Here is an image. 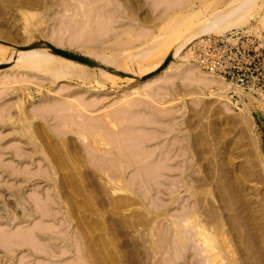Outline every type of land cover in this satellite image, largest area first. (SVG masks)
Masks as SVG:
<instances>
[{
	"label": "rangeland",
	"instance_id": "rangeland-1",
	"mask_svg": "<svg viewBox=\"0 0 264 264\" xmlns=\"http://www.w3.org/2000/svg\"><path fill=\"white\" fill-rule=\"evenodd\" d=\"M229 1L0 0L9 50L0 61V264H210L196 226L215 246L213 264H264V87L196 83L203 41L159 53L171 58L149 73L130 58L186 10ZM254 14L245 28L264 36V0ZM49 45L84 57L124 51L127 69L102 66L111 74L100 76L73 60L86 76L18 73L13 51ZM80 105L100 126L64 127Z\"/></svg>",
	"mask_w": 264,
	"mask_h": 264
},
{
	"label": "bare ground",
	"instance_id": "bare-ground-1",
	"mask_svg": "<svg viewBox=\"0 0 264 264\" xmlns=\"http://www.w3.org/2000/svg\"><path fill=\"white\" fill-rule=\"evenodd\" d=\"M259 1L260 0H231V1H229V3L225 6V7H223V8H221V9H213V10H211V12H209L208 14H205V12L207 11L206 9H205V7H204V11L205 12H201L200 13V11H198L197 12V14L195 13V11H197V10H195V9H193V10H189V11H192V12H194V13H192V12H187V10H186V13H188V14H184V15H182V14H180V15H182V16H180V17H177L176 19H174V20H171L170 22H166L167 23V25H166V23H164V27H163V29H162V31L160 32V34H157V35H155L152 39H150V40H147L146 41V43H144V44H146V46L144 47H138V49L136 48L133 52H134V55H132L129 51V54H131V56H130V58H132V56H133V58H132V60H133V62H134V60H136L137 62H138V65H139V68H141V70H142V72L144 71V73H149V72H152V71H154L155 69H157L158 67H160V66H162L163 65V63H164V60H165V58L167 57V56H171V55H175V56H177L178 55V53L180 52V50L182 49V48H184L186 45H188V44H191V43H194V41H199L198 43H200V42H202L203 41V37L204 36H209V35H223L224 33H226V32H228V31H230V30H233V29H242V28H245L247 25H248V23H249V21H250V19H251V17H253L252 15L255 13V10H256V8H257V6L259 5ZM80 3V2H79ZM208 3V2H207ZM210 3V2H209ZM262 4V3H261ZM212 8V7H211ZM202 9V8H201ZM207 9H209V8H207ZM195 10V11H194ZM209 11V10H208ZM207 13V12H206ZM255 15V14H254ZM85 16H87V15H85ZM176 16V15H175ZM203 16V17H202ZM174 17V16H173ZM175 18V17H174ZM197 20H198V22H197ZM264 20V19H263ZM86 21H88V20H86ZM197 22V23H196ZM85 23V22H84ZM195 24V25H194ZM162 26V25H161ZM259 27V26H258ZM247 29V28H246ZM254 29H255V27H254ZM189 31V33L187 32V31ZM251 30V29H250ZM263 30H264V27H263ZM255 31V30H254ZM79 32V31H78ZM184 32H187L188 34L186 35L185 34V36H183L180 40H179V38L183 35V33ZM134 34V33H133ZM135 35V34H134ZM259 35V34H258ZM157 36V37H156ZM134 40H135V38H134ZM138 40V39H137ZM176 40H179V41H177V43L175 44L174 42L176 41ZM89 41V40H88ZM195 42V43H196ZM125 43V42H124ZM197 43V44H198ZM56 44H58V42L56 43ZM126 44V43H125ZM127 44H130V43H127ZM144 44H142V45H144ZM175 44V45H174ZM202 44V43H201ZM201 44L196 48V49H198L200 46H201ZM60 45V44H59ZM122 45V44H121ZM120 45V46H121ZM124 46V45H123ZM140 48V49H139ZM144 48V49H143ZM51 49V50H50ZM56 49H59V48H56V47H54V46H48L47 48L46 47H44V48H40V47H38V48H36L35 46H31V47H23V48H19V49H17V50H15V51H13V53L14 52H16V55H15V59H13L14 60V62H15V67L16 68H18V73L20 72V73H25V74H28V75H31V74H36V75H44V76H47V77H49V78H51V80H53V81H56V80H60V79H69V78H72V77H74V76H86V72L85 71H83V70H81L80 69V67H78V66H82V65H79L78 63H76V62H74L73 60L74 59H70V58H68V57H64V56H62V55H60L59 53H57L55 50ZM62 50V49H61ZM130 50V49H129ZM170 50V52H168V55L166 56V55H164V56H161L162 58H160V59H158L157 58V56L156 55H158L159 53H164L165 51H169ZM11 51V50H10ZM119 51V50H118ZM67 52V51H66ZM121 52H124V51H121ZM119 53V52H117V53H114L111 57L109 56V57H107V55L106 56H104V55H98V53H90V52H87V53H89V54H87L86 56H85V58L86 59H88L89 61H91L92 62V64H90V66L92 65V66H94L95 68H98L99 69V74H100V76H105V75H108V74H111V73H109V71H106V70H104V69H102V66H104V67H108V66H114V67H117V68H119V67H123L124 69L126 68V67H124L125 66V61H127V60H124V57L126 56L125 55V53L124 54H122V53ZM132 52V51H131ZM132 52V53H133ZM187 52H189V51H187ZM185 53L184 55H182V58H187V56L189 55L188 53ZM13 53H10V54H13ZM166 53V52H165ZM74 54V53H73ZM188 54V55H187ZM9 55V50H7V48L6 47H4V46H0V61H6L7 62V58H9V57H7ZM84 55H85V53H84ZM187 55V56H186ZM12 56V55H11ZM154 56H156L155 58H157L158 60H155L154 62L152 61L153 59L151 58V57H153L154 58ZM178 56H180V55H178ZM82 57H84V56H82ZM150 58L152 59V60H150ZM170 58L171 57H169L167 60H166V62L164 63V65L162 66V68L163 67H165L166 65H167V63H168V61L170 60ZM185 58V59H186ZM76 61V60H75ZM129 61V60H128ZM10 62V61H9ZM78 62H80V61H78ZM130 62V61H129ZM83 63V62H82ZM128 63V62H127ZM136 62H134V64H135ZM87 64V63H86ZM137 64V63H136ZM131 65V64H130ZM138 65H136L137 67H138ZM193 65V67H194V69H192L193 70V77L194 78H192L193 80H195L196 81V83L198 82V83H201V85H203L204 87L206 86L207 88L208 87H210V86H214V85H218V84H220V85H223V84H225V83H223V82H225V80L223 81V79L221 78V77H219V76H217V75H215V74H213V73H211V72H207V71H205V70H203L202 68H200V66L198 67V65L197 66H194V64H192ZM196 65V64H195ZM14 66V65H13ZM140 66H143V67H140ZM132 67V66H131ZM138 68V69H139ZM120 69H122V68H120ZM127 69V68H126ZM167 69H169V68H166V70ZM171 69H169V71H170ZM194 70H196L197 71V74L196 73H194L195 71ZM125 71V70H124ZM128 72V71H127ZM12 74H13V72H11ZM136 75V74H135ZM3 76V75H2ZM6 76V75H5ZM5 76H4V78H5ZM19 76V75H18ZM6 77H8V76H6ZM20 77V76H19ZM116 77V76H115ZM168 77V76H167ZM169 77H171V76H169ZM2 78V77H1ZM2 79V80H6V79ZM21 78V77H20ZM19 78V79H20ZM22 79V78H21ZM109 79V78H108ZM111 79V78H110ZM119 79V78H118ZM166 80V79H168V78H163L162 80ZM191 79V80H192ZM7 80H8V78H7ZM6 80V81H7ZM15 80V79H14ZM23 80V79H22ZM21 80V81H22ZM5 81V82H6ZM8 82H10L9 80H8ZM12 82H14L13 81V79H12ZM12 82H10V83H12ZM83 82V81H82ZM115 82V81H114ZM153 82V81H152ZM171 82V81H170ZM170 82H169V84H170ZM100 83H102V82H100ZM149 83V82H148ZM43 84V83H42ZM85 83H83V85H84ZM114 84V83H113ZM82 85V84H81ZM97 86V85H96ZM61 87V86H60ZM59 87V88H60ZM71 87V86H70ZM143 87H145L144 89H146V88H149V87H151V86H149V87H146V86H143ZM143 87H141L142 89H143ZM205 87V88H206ZM140 88V89H141ZM159 88H160V86H159ZM158 88V89H159ZM58 89V88H57ZM60 89H62V88H60ZM143 89V90H144ZM151 89V88H150ZM142 90V91H143ZM148 90V89H147ZM225 90V89H224ZM57 91V90H56ZM139 91V90H138ZM144 92H145V90H144ZM76 93V92H75ZM137 93V92H136ZM145 94V93H144ZM147 94L149 95V94H151V91H150V93H148L147 92ZM156 95H158V94H156ZM77 95H75V97H76ZM79 96V95H78ZM77 96V97H78ZM75 97L73 96V98L75 99ZM151 97H153V95L151 94L150 95V98ZM80 97H78L76 100H80L79 99ZM102 98H104V97H101V99ZM92 99V98H91ZM100 99V100H101ZM75 100V101H76ZM84 100V99H83ZM95 100V99H94ZM99 100V101H100ZM119 100V99H118ZM159 100V99H158ZM59 101V100H58ZM70 101H71V99H70ZM74 101V102H75ZM89 100H87L86 102H88ZM96 101V100H95ZM137 101V100H136ZM55 102V101H54ZM61 103H63L62 102V100L60 101ZM90 102V101H89ZM133 102V101H132ZM53 103V102H52ZM56 103V102H55ZM59 103V102H58ZM60 103V104H61ZM77 103V102H76ZM83 103V102H82ZM112 103V102H111ZM54 104V103H53ZM57 104V103H56ZM56 104H54L53 105V109H54V107H55V105ZM65 105H66V102L64 103ZM68 104V103H67ZM78 105H79V103H77ZM89 104V103H88ZM93 104H97L96 102L94 103V102H92V104H90V105H93ZM136 104V103H135ZM63 105V104H62ZM64 105V108L66 107ZM69 105V104H68ZM83 105H86L87 106V104L86 103H83ZM90 105H88V106H90ZM130 105V104H129ZM132 105V104H131ZM57 106V105H56ZM59 106H61V105H59ZM58 106V107H59ZM70 106V105H69ZM68 106V108H69V110L68 111H70V109H72V108H70ZM81 106V105H80ZM133 106V105H132ZM49 107H51V104H50V106ZM102 107V106H101ZM63 108V107H62ZM63 108V109H64ZM67 107H66V109H68ZM121 108H123V107H121ZM120 108V109H121ZM47 109H49V108H47ZM46 109V110H47ZM56 109H57V107H56ZM56 109L54 110V111H56ZM59 110L61 109V108H58ZM57 109V110H58ZM43 110H45L44 108H43ZM51 110V109H50ZM49 110V112H51ZM65 110V109H64ZM31 111V110H30ZM33 111H35V109H33ZM63 111V110H62ZM67 111V110H66ZM72 111H74V110H72ZM71 111V112H72ZM127 111V110H126ZM42 112V111H41ZM44 112V111H43ZM46 112V111H45ZM70 112V113H71ZM109 112V111H108ZM115 112H116V110H115ZM117 112H119V111H117ZM29 113V112H28ZM47 113H48V111H47ZM61 113H64L63 114V116L65 115V113L66 112H61ZM70 113H68V114H66V115H68L69 116V114ZM75 113L76 114H72V115H70L69 116V118H68V121L63 117V119H65V121L61 118V120H63L64 122H66V123H64L63 121H61V122H57V124H59L60 125V123H61V125L64 123V127H67L66 125H68V126H70L71 124H74V125H78L79 126V128L81 129V130H79V129H77L78 130V133H79V131H82L83 133H84V131H83V129H86L88 126H95V127H97V124L99 125V124H101V122L100 123H96V122H98V121H95L94 122V118H95V116L94 117H92V115H91V113H92V111H88V109L86 108V107H84V106H81V108H75ZM106 113V112H105ZM104 113V114H105ZM120 113V112H119ZM125 113V112H124ZM130 113V112H129ZM132 113V112H131ZM33 114V113H32ZM42 114V113H41ZM52 114H55V113H52ZM59 114V113H58ZM110 113H108V115H109ZM113 114V113H112ZM121 114V113H120ZM35 115V114H34ZM123 115V114H122ZM128 116L127 114H124V116ZM102 116V115H101ZM113 116V115H112ZM118 116V115H117ZM131 116V115H130ZM44 117V116H43ZM67 117V116H66ZM76 117H79V118H81V120H79V121H77V119H76ZM96 117H99V116H96ZM103 117V116H102ZM102 117L101 118H98V119H100V120H103L102 119ZM115 117V116H114ZM114 117H112V118H114ZM122 117V116H121ZM59 118V117H58ZM57 118V119H58ZM112 118H110V120L108 121L109 123H113V120H112ZM116 118V117H115ZM124 118H126V117H124ZM97 118H95V120H96ZM105 119V118H104ZM118 119H119V117H118ZM123 119V118H122ZM121 119V120H122ZM127 119H129V117L127 118ZM127 119L125 120V122H127ZM87 120V121H86ZM90 120H92L93 121V123H95V124H93L92 123V121H90ZM124 120V119H123ZM132 120V119H131ZM135 120V119H134ZM48 121V120H47ZM107 121V120H106ZM51 122V121H50ZM63 122V123H62ZM91 122V123H90ZM114 122H115V120H114ZM117 122V121H116ZM116 122H115V124H116ZM118 122H121L120 121V119H119V121ZM130 122V121H129ZM55 124V123H54ZM82 124V125H81ZM93 124V125H92ZM104 126H105V122L104 123H102ZM114 124V125H115ZM118 124V123H117ZM117 124H116V126H117ZM61 125H60V127L59 128H62L61 127ZM73 125V126H74ZM102 125V126H103ZM52 126H54V125H52ZM100 126V125H99ZM103 126V127H104ZM108 126V125H107ZM55 127V126H54ZM53 127V128H54ZM95 127H93V128H95ZM106 127V126H105ZM111 127H112V125H111ZM52 128V127H51ZM58 128V129H59ZM78 128V127H77ZM89 128V127H88ZM90 128H92V127H90ZM89 128V129H90ZM100 128H102V127H100ZM125 128V127H124ZM63 131L64 129H60V131ZM77 130H76V132H77ZM87 130V129H86ZM107 130V129H106ZM106 130H104V131H106ZM45 131V130H44ZM56 131H57V129H56ZM67 131V130H66ZM95 132V131H94ZM112 132V131H111ZM116 132H117V130H116ZM86 134V133H85ZM92 134V133H91ZM106 134V133H105ZM125 134V133H124ZM39 135L41 136V140L43 141V146H44V148L45 149H47V150H49V153H51V151L52 150H54V144L52 143V141L51 140H49L48 138H47V136L43 133V132H40L39 133ZM89 135H90V133H89ZM115 135H117V133L115 134ZM114 135V136H115ZM87 136V135H86ZM108 136H110V135H108ZM114 136H112V137H114ZM97 137H99V135L97 136ZM102 138V137H101ZM105 138H107L106 137V135H105ZM119 138V137H118ZM87 139V138H86ZM108 139V138H107ZM121 139V138H120ZM125 139V138H124ZM34 140V139H33ZM110 140H112L113 141V138L111 139V137H110ZM117 140V139H116ZM122 140V139H121ZM101 141V140H100ZM109 141V140H108ZM120 141V140H119ZM118 141V142H119ZM102 142H104V141H102ZM110 142V141H109ZM34 143V142H33ZM99 143V142H98ZM97 143V144H98ZM112 143V142H111ZM113 143H114V141H113ZM117 143V142H116ZM104 144H106L105 142H104ZM109 144V143H108ZM11 145V144H10ZM89 145V144H88ZM117 145H118V143H117ZM120 145V144H119ZM36 146V145H35ZM12 147V146H11ZM119 147V146H118ZM121 147V146H120ZM125 147V146H124ZM13 149V148H12ZM105 150V149H104ZM13 152H14V150H13ZM104 152H106V151H104ZM53 156H55L54 155V153H51ZM2 155V154H1ZM52 155H50V156H52ZM90 155H92V154H90ZM102 156V155H101ZM134 156V155H133ZM92 157V156H91ZM94 157V156H93ZM54 158H56V157H54ZM51 159H52V157H51ZM50 159V160H51ZM52 160H54V159H52ZM137 160V159H136ZM52 162H55L56 164L55 165H57V167L59 168V166H61L60 165V161L58 162L57 161V158L54 160V161H52ZM119 162V161H118ZM121 162V161H120ZM97 163V162H96ZM126 163V162H125ZM3 164V163H2ZM54 164V163H53ZM136 164V163H135ZM134 164V165H135ZM97 165V164H96ZM96 165H94V166H96ZM101 166V165H100ZM112 166V165H111ZM53 167V166H52ZM104 167V166H103ZM68 168V167H67ZM101 168V167H100ZM115 169V168H114ZM37 171V170H36ZM67 173V172H66ZM66 173H63V175H65ZM35 175V174H34ZM55 176V175H54ZM62 176V175H61ZM67 176H69V175H67ZM65 177V176H64ZM62 178V177H61ZM67 177H65V179H66ZM71 177H69V179H70ZM64 179V180H65ZM68 179V178H67ZM66 179V180H67ZM72 179V178H71ZM37 200V199H36ZM192 220V219H191ZM188 221H190V218H188L187 219V222ZM186 222V221H185ZM189 223V222H188ZM41 226V225H40ZM196 228H197V230H196V232H197V234H198V236H204V239H203V241L202 240H200L201 241V246H202V250H203V252L207 255L206 257V259H207V261L210 263V264H213L212 262L215 260H213V258H214V256L216 257V254H214V253H210L209 254V252H212L214 249V247H213V245L209 242V241H207L209 238V236H206V235H208L207 233L205 234V231L204 230H201V228H200V226H199V230H198V226H196ZM31 229V228H30ZM5 231V230H4ZM13 231V230H12ZM24 231V230H23ZM2 233H4L3 231H2ZM7 233V232H6ZM3 235V234H2ZM1 237V236H0ZM4 237V236H3ZM21 238V237H20ZM208 238V239H207ZM32 239V238H31ZM17 240V239H16ZM214 241V240H213ZM9 245V244H8ZM8 247V246H7ZM213 260V261H212Z\"/></svg>",
	"mask_w": 264,
	"mask_h": 264
},
{
	"label": "built area",
	"instance_id": "built-area-1",
	"mask_svg": "<svg viewBox=\"0 0 264 264\" xmlns=\"http://www.w3.org/2000/svg\"><path fill=\"white\" fill-rule=\"evenodd\" d=\"M195 62L231 84L263 88L264 36L246 28L204 36Z\"/></svg>",
	"mask_w": 264,
	"mask_h": 264
},
{
	"label": "water",
	"instance_id": "water-1",
	"mask_svg": "<svg viewBox=\"0 0 264 264\" xmlns=\"http://www.w3.org/2000/svg\"><path fill=\"white\" fill-rule=\"evenodd\" d=\"M55 50V49H54ZM57 53H59L60 55L64 56V57H68L70 59H74L76 61H80V62H83V63H87V64H92L91 61H89L88 59H86L85 57H82L81 55H78V54H73V53H70V52H66L64 50H61V49H56L55 50Z\"/></svg>",
	"mask_w": 264,
	"mask_h": 264
}]
</instances>
